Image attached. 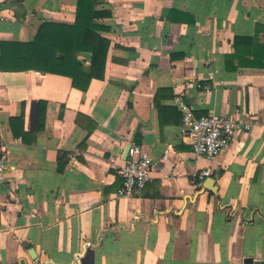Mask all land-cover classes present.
Instances as JSON below:
<instances>
[{"label":"crops","instance_id":"1","mask_svg":"<svg viewBox=\"0 0 264 264\" xmlns=\"http://www.w3.org/2000/svg\"><path fill=\"white\" fill-rule=\"evenodd\" d=\"M96 2L110 48L83 91L29 47L78 0H0V264H264V0ZM179 100L252 130L197 157ZM133 143L152 178L120 196Z\"/></svg>","mask_w":264,"mask_h":264},{"label":"trees","instance_id":"2","mask_svg":"<svg viewBox=\"0 0 264 264\" xmlns=\"http://www.w3.org/2000/svg\"><path fill=\"white\" fill-rule=\"evenodd\" d=\"M96 0H78L74 25L45 23L36 40L29 44L34 51L37 68L46 73L65 75L73 85L88 90L93 79H103L110 41L102 33L105 27L97 22L105 13L96 10ZM88 53L91 62L80 59Z\"/></svg>","mask_w":264,"mask_h":264},{"label":"built area","instance_id":"3","mask_svg":"<svg viewBox=\"0 0 264 264\" xmlns=\"http://www.w3.org/2000/svg\"><path fill=\"white\" fill-rule=\"evenodd\" d=\"M1 52L0 44V57ZM0 73H2L1 64ZM207 91H210V87L207 88ZM179 101L184 114L181 134L191 139L197 157L215 159L234 142L239 132L252 130L251 122L235 116L197 117L193 109L181 100ZM130 146L127 159L118 167L119 174L123 179V186L118 193L120 196H133L136 192L142 191L152 178L153 159L150 153L135 143ZM8 161L7 145L0 134V182L6 180ZM211 175V170H204L195 174L193 182H202Z\"/></svg>","mask_w":264,"mask_h":264},{"label":"water","instance_id":"4","mask_svg":"<svg viewBox=\"0 0 264 264\" xmlns=\"http://www.w3.org/2000/svg\"><path fill=\"white\" fill-rule=\"evenodd\" d=\"M130 145L127 147V150H126V154H125V159H127V156H128V153H129V149H130ZM215 183V179L213 177H209L207 180H206V183H205V186L207 188H211L210 185L211 184H214ZM214 190V189H213ZM31 255L35 258L36 257V254H34V252L31 251Z\"/></svg>","mask_w":264,"mask_h":264}]
</instances>
